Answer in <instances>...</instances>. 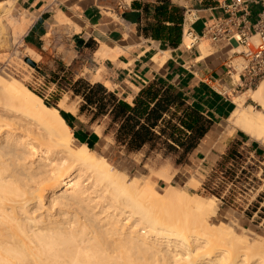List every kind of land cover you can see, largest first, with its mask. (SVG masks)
I'll list each match as a JSON object with an SVG mask.
<instances>
[{
    "label": "bare ground",
    "instance_id": "obj_1",
    "mask_svg": "<svg viewBox=\"0 0 264 264\" xmlns=\"http://www.w3.org/2000/svg\"><path fill=\"white\" fill-rule=\"evenodd\" d=\"M10 2L0 3V39L32 24ZM60 11L52 21H69ZM181 43L191 46L186 33ZM120 51L102 43L94 58L114 61ZM233 101L225 134L239 129L264 142V80ZM71 136L56 107L0 72V264H264V237L210 220L212 197L158 191Z\"/></svg>",
    "mask_w": 264,
    "mask_h": 264
},
{
    "label": "crops",
    "instance_id": "obj_2",
    "mask_svg": "<svg viewBox=\"0 0 264 264\" xmlns=\"http://www.w3.org/2000/svg\"><path fill=\"white\" fill-rule=\"evenodd\" d=\"M4 1L7 0H0ZM11 1L12 9L20 14L26 13L33 20L29 29L21 36V41L37 54L44 49L42 43L47 34V24L52 22L53 14L61 10L60 12L80 28L78 32L72 31V45L77 48L74 49L75 53H88L86 56L90 57L95 66L92 79L89 74L82 73L83 79L89 83H102L107 90L131 105L141 88L153 82H162L176 92L185 105L198 110L208 120L207 131L196 146L183 159H179V165L171 159H165L162 163V168L170 166L176 170L171 178L179 173L183 174L186 167H195L205 172L207 169L211 170L225 154L229 143L234 140L240 142V149L248 155V160L253 158L258 162L259 169L264 171V142L246 139L237 132L226 135L225 130H218V125L235 107L233 98L236 93H221V88H230L237 76L228 68L229 48L224 43L212 44L208 39L201 40L198 46L191 48H185L181 43L187 28L199 33L205 20L212 15L222 14L224 0H167L168 7L163 13L156 11V6L161 5L163 0ZM172 6L180 10H175ZM248 7L249 20L254 22L259 6L250 2ZM169 36H179L180 39L177 44H173L165 39ZM102 43L121 49L116 60L108 57L103 60L94 58L95 51ZM201 43L211 45L209 51H203ZM75 55L66 62V66L72 63ZM154 56L159 59L164 57L163 62L155 61ZM84 64L82 62L81 65ZM93 76L98 78L94 80ZM242 92L245 91H240ZM247 100L252 102L250 98H246ZM79 107L80 104L75 112H68L71 123L69 126L76 130L87 146L89 142L92 146L117 148L132 156L140 155L148 161H151L150 156L153 153L160 158L166 156L165 148L159 143L153 148L145 143L138 150L126 151L124 145L116 143L115 129L107 130V116L90 122L91 116L85 120V112H80ZM169 115L164 114V117L168 118ZM161 126L163 122L160 121L154 131L159 133ZM178 149L180 155L182 150L179 147ZM262 186L264 184L252 196L250 204H244L239 210L244 219L250 223L258 222L259 225L264 224Z\"/></svg>",
    "mask_w": 264,
    "mask_h": 264
},
{
    "label": "rangeland",
    "instance_id": "obj_3",
    "mask_svg": "<svg viewBox=\"0 0 264 264\" xmlns=\"http://www.w3.org/2000/svg\"><path fill=\"white\" fill-rule=\"evenodd\" d=\"M10 3L7 7L11 9V13L20 15L14 8L12 9V6H10L12 3ZM0 10L1 13L4 12V8L1 7ZM22 14L26 15H21L23 18L25 17L30 21V16L26 13ZM31 22H33L32 18ZM60 23L57 24L52 21L47 24L48 30L43 38L42 48L44 49L39 53L40 58L39 54L22 44L21 36L23 34L14 35L12 38L8 37V39V35H6L5 39H0V72L19 79L36 92L44 102L52 103L61 114V112H75L81 102L79 96L73 95L68 83L71 84L74 80L82 78L83 74H89L90 79H92L95 66L90 57L86 56L88 53H75L74 51L77 48L72 45V31L78 32L80 29L77 30L76 25L70 20L67 22L64 20ZM6 29L4 28V32H6ZM210 47L209 44L204 45V43H201V48L205 52L209 51ZM74 55L76 58L69 66H66V62L71 60ZM25 57L29 58L34 65L26 61ZM235 61H240V58L235 59ZM82 62H85L84 66L81 65ZM55 80L58 82L54 84ZM239 94L241 93L237 92L235 95ZM55 96L61 97V99L55 101ZM245 104H252L257 109L260 108L249 100H245ZM88 117L89 114L85 112V120ZM225 120L218 125V130L226 131L227 121ZM69 128L72 133V142L75 145L83 143L76 130L70 126ZM238 130L235 129L233 133L237 132L244 135L246 139L253 140L247 134ZM239 145L240 142L236 140L230 142L225 154L213 165L211 170L207 169L205 172L195 167H186L187 170L183 174L179 173L174 178H171V175L176 170L170 166L162 168V163L166 161L165 159H171L173 162L176 161V165H179L178 152L165 151L166 156H162V158L153 153L150 156L151 161H148L140 155L132 156L117 148L110 149L108 146L100 147V145L88 147L97 156L108 160L116 169L122 171L128 177L140 178L142 181H145V179L150 180L158 191H163L167 185H171L183 189L191 195L212 197L216 201V207L215 214L209 216L210 220L214 223L228 222L236 232L246 233L251 239L262 238L264 237V224L250 223L239 214V210L242 209L244 204H250L252 196L260 185L264 184V171L259 169L258 162L254 161L253 158L248 160V155L240 149ZM162 172H165L167 181L161 178ZM261 191L264 192V186H262Z\"/></svg>",
    "mask_w": 264,
    "mask_h": 264
},
{
    "label": "trees",
    "instance_id": "obj_4",
    "mask_svg": "<svg viewBox=\"0 0 264 264\" xmlns=\"http://www.w3.org/2000/svg\"><path fill=\"white\" fill-rule=\"evenodd\" d=\"M167 7V0H163L161 5L156 6V11L163 13ZM172 7L180 10L176 6ZM165 39L177 44L180 38L169 36ZM57 82L55 80L54 84ZM68 85L73 95L80 97V112H87L91 116L90 122L108 117L107 130L115 129L116 143L124 145L126 151L138 150L145 143L153 148L159 143L167 152L179 153V147L182 150L179 159H183L209 127L208 120L198 110L185 105L180 96L162 82H153L141 88L132 105L99 82L89 83L79 78ZM54 100L58 101V97L55 96ZM45 103L54 107L48 101ZM164 114L170 115L165 118ZM61 115L71 126L70 114L61 112ZM160 121L163 126L157 133L154 128ZM88 146L91 148V143L88 142Z\"/></svg>",
    "mask_w": 264,
    "mask_h": 264
},
{
    "label": "built area",
    "instance_id": "obj_5",
    "mask_svg": "<svg viewBox=\"0 0 264 264\" xmlns=\"http://www.w3.org/2000/svg\"><path fill=\"white\" fill-rule=\"evenodd\" d=\"M250 2L259 6L254 22L249 20ZM222 11L205 20L199 33L186 29L191 40L186 48L198 46L203 39L229 48L228 68L237 74L230 88H221L222 94L229 95L250 90L264 80V0H224Z\"/></svg>",
    "mask_w": 264,
    "mask_h": 264
},
{
    "label": "water",
    "instance_id": "obj_6",
    "mask_svg": "<svg viewBox=\"0 0 264 264\" xmlns=\"http://www.w3.org/2000/svg\"><path fill=\"white\" fill-rule=\"evenodd\" d=\"M25 60L30 62V63H32L34 65V63L29 58L25 57Z\"/></svg>",
    "mask_w": 264,
    "mask_h": 264
}]
</instances>
